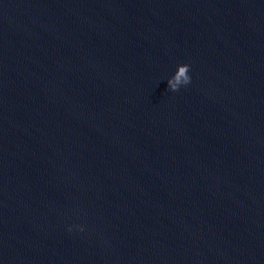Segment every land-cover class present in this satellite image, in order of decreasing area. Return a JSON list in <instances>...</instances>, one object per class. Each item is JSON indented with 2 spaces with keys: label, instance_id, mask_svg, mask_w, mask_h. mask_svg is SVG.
<instances>
[{
  "label": "water",
  "instance_id": "95a60500",
  "mask_svg": "<svg viewBox=\"0 0 264 264\" xmlns=\"http://www.w3.org/2000/svg\"><path fill=\"white\" fill-rule=\"evenodd\" d=\"M0 264H264V0H0Z\"/></svg>",
  "mask_w": 264,
  "mask_h": 264
},
{
  "label": "clouds",
  "instance_id": "9594fccd",
  "mask_svg": "<svg viewBox=\"0 0 264 264\" xmlns=\"http://www.w3.org/2000/svg\"><path fill=\"white\" fill-rule=\"evenodd\" d=\"M190 64L188 63H178L174 73L167 78V89L176 92L180 88L185 87L191 83L192 77L190 74ZM73 228L84 231V225H68L67 230L69 232L73 231Z\"/></svg>",
  "mask_w": 264,
  "mask_h": 264
}]
</instances>
